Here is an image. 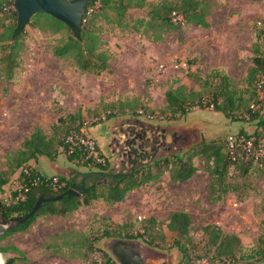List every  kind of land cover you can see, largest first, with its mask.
<instances>
[{
	"label": "rangeland",
	"instance_id": "rangeland-1",
	"mask_svg": "<svg viewBox=\"0 0 264 264\" xmlns=\"http://www.w3.org/2000/svg\"><path fill=\"white\" fill-rule=\"evenodd\" d=\"M200 1L206 2L209 9L208 28L183 24L173 29L149 30L145 11H134L135 18L126 20L117 19L112 12L101 14L95 24L99 28L100 49L109 57V70L100 75L80 71L71 57L54 56V47L68 34H55L45 19L33 18L24 30L20 66L15 79L7 82L0 68V172L9 170L8 159L37 129L51 136L52 127L60 117L80 111L87 126L100 124V119L109 121L106 118L114 110L119 113L114 118L120 119L122 126L127 119H143L165 127L166 133L170 132L165 144L168 150H156V154L162 157L166 153H182L198 142L192 139L184 143L177 142V139L183 129L188 130L186 127L195 128L204 122L215 126L220 122L218 125L224 127L221 132L217 129L210 132L209 127L206 133L214 134L212 139L237 134L242 127L253 132L255 128L252 125L235 124L211 108H195L185 117H172L166 100L167 91L181 89L180 93L191 91L209 99L218 82L212 77L215 70L227 74L235 88L244 93L247 91V77L253 65L256 42L255 29L261 27L264 20V0ZM99 7L97 3L90 9V15L98 13ZM2 17L0 33L3 25L11 23ZM244 96L246 99L249 97L248 93ZM110 103L115 106L109 107ZM89 109H96L98 117L88 114ZM123 109L127 115L120 114ZM151 110L164 120H147ZM159 134L161 140L162 131ZM200 166L198 176L178 186L164 180L166 170L158 181L134 191L114 207L105 208L107 204L97 201L81 207L76 216L69 215L68 219L42 216L27 231L1 241L0 247L8 251L0 254L5 262L11 257H21L16 264H90L81 260V254H73L80 252L73 244L84 236L94 240L106 229L120 224H132L128 231L133 235L139 234L147 216L144 208L152 204L158 209L167 208L169 213L180 211L190 215L191 264H200L202 259L211 258L210 255L214 254L207 252L210 232H205L206 227L212 226L219 228L224 235L240 240V245L235 248L236 259L228 264L254 261L251 256L264 250V171L241 178L232 169L235 176L232 183L239 187V195L229 193L222 202L208 204L211 177L203 169L205 163H200ZM15 177L11 176L5 192L0 194L1 199L11 201L16 189ZM163 204L168 206L162 207ZM158 222L159 230L155 233L159 246H150L144 239L125 241L140 245L138 249L147 264L150 260L160 264H189L176 247V235L168 229L169 220ZM116 241L104 238L96 248L100 246L118 262L112 251ZM12 247L21 254L11 250ZM91 259L102 262L101 252H92Z\"/></svg>",
	"mask_w": 264,
	"mask_h": 264
},
{
	"label": "trees",
	"instance_id": "trees-1",
	"mask_svg": "<svg viewBox=\"0 0 264 264\" xmlns=\"http://www.w3.org/2000/svg\"><path fill=\"white\" fill-rule=\"evenodd\" d=\"M14 2L15 0H0V17L3 16L4 20L11 22L9 26L3 25V31L0 33V68L7 82L15 79L17 69L20 66V54L25 38L24 30L20 31L16 22L17 12L14 9ZM97 3L100 6L99 12L91 16L89 11ZM141 10L145 11L149 20V30L173 29L183 24L204 28L210 26L207 3L200 0H161L159 2H150L149 0H95L88 4L85 9L83 29L80 35L50 15L38 14L33 18L35 20L45 19L47 25L55 34H68L65 40H61L54 47V56L58 58L71 57L80 71L100 75L109 70V57L106 52L100 49L99 28L95 24L97 18L103 13L112 12L117 19H134V11ZM261 24V27L255 29L256 42L253 51V65L247 77V91L244 93L235 88L227 74L215 70L212 77L217 79L218 82L215 88L211 90L209 99L198 96L191 91L188 94L180 93L181 89L167 91L166 100L174 119L189 115L195 108H211L215 112L223 114L226 119L235 124H248L255 128L253 132H249L246 127H242L235 135L254 139L256 146L264 141V20ZM134 30L136 29L134 28ZM246 93L249 95L248 99L244 96ZM113 106H115L114 103H110L109 107ZM95 110L89 109L87 113L98 117ZM122 111L121 115H127L125 109ZM117 114L119 113L112 110L106 120H111ZM151 115L160 116L159 114L156 115L153 110H151ZM98 122L102 123L103 120L100 119ZM86 126L81 111L74 115L60 117L58 123L52 127L51 136H47L42 129H37L30 138L25 140L21 149L8 159L9 170L0 172V194L5 192L4 187L9 184L11 176L16 175L18 172L21 174L20 180L23 185L27 186L28 192H26V199L23 201L16 200L19 191L13 192L11 201L0 198V224L6 225L24 218L42 195H62L70 190L74 184L81 188L86 187L87 192L78 197L65 196L61 201L44 205L26 224L2 235L0 243L14 234L27 231L42 216L67 217L81 207L89 206L100 200H103L109 207H113L117 203L124 202L134 190L158 181L166 169H169L173 183L184 184L198 172L195 165L196 159L206 160L205 170L211 177L209 202L212 204L222 202L229 193L239 195V187L233 186L232 183L235 179L232 169L238 172V177L241 178H247L256 171H264V159L260 162L247 159L241 149L237 152L236 160H232L228 147V136L204 142L184 151L182 154L170 153L165 158L153 156L150 159L151 155H148L145 151H134L131 153L129 166L124 165L120 171H116L110 160L98 148L97 158H88V151L85 147L72 145L68 142V138L73 135H85L84 129H86ZM59 155H65L71 163L88 168V172L83 175L84 177H90L93 174H117V177L111 179L109 185L98 186L94 179L92 185L88 186V180L78 182L77 178L67 179L57 175L60 182L65 183V186L60 188L58 192L53 191L51 180L45 178L41 179L39 185H31V180L40 175L39 171L33 167V162L39 156H46L50 160H55ZM148 159L150 160L146 162ZM28 168L31 169L30 176H26L24 172ZM244 185L247 184L244 183ZM191 221L188 213L176 212L171 215L168 223L169 231L176 235V247L179 248L189 264L192 262H190L191 253L189 250L192 242L190 235ZM159 226L160 223L153 217L146 218L141 225L142 230L140 233L133 235L128 231L133 227L132 224L116 225L110 230L106 229L105 233L97 235L94 240L84 236L82 240L73 244L80 251L73 254H81V260L90 264H119L111 254L100 246L96 248L97 243H100L104 238L144 239L150 246H159L155 233L156 230H159ZM205 232H210L209 251L207 252H214L213 255H210L211 260L219 261L222 264L235 261V248L236 245H240V240L237 237L224 235L216 226L206 227ZM11 250L21 254L16 248L12 247ZM7 251L8 249L0 247V252L5 254ZM94 251L101 252L102 262L92 261L91 254ZM20 258H8L6 264H16L21 260ZM251 258L254 261H247L245 264L263 259L264 250L255 252Z\"/></svg>",
	"mask_w": 264,
	"mask_h": 264
},
{
	"label": "crops",
	"instance_id": "crops-1",
	"mask_svg": "<svg viewBox=\"0 0 264 264\" xmlns=\"http://www.w3.org/2000/svg\"><path fill=\"white\" fill-rule=\"evenodd\" d=\"M216 113H218V112H216ZM218 114H221V113H218ZM223 117L225 118L224 115H223ZM122 124H123V122L120 119L113 118L109 121H105V122L100 123V124H96V125L93 124V126H87L86 129H84L85 133L96 141L99 151L106 158H108L110 160L112 167H114L115 169H119V171H120L124 165L129 166L128 163H129L130 155L126 156V153H128L127 151H129L128 147L126 146V143H127V141H131L134 138H130L128 136V134L134 135V134H138V133L140 134L143 131L148 132L147 137L151 140L150 141H148V140L137 141V145H141L142 142L144 141V144H145L144 151L148 155H151L150 159L153 158V156L156 158H165L169 155L166 153L165 157H162V156H159V154H156L157 148H159V150L161 149L160 151L168 150V149H165V144L164 145H157L156 144V140L159 139L158 137L160 135L159 134L160 131L164 130L165 127H159L157 125L150 124V123L144 121L143 119H140V120L139 119H137V120L136 119L135 120L127 119L126 124L124 126H122ZM218 124H220V122L217 123L216 126L214 123L209 124L208 122H204L201 126H198L195 128L194 127L193 128L186 127L188 130L183 129V131L181 133L182 135L178 137L177 142L181 141L184 143H188L189 140H192V139L195 141L197 140L198 142H196V143H194L191 146H188L186 148L188 150V149L195 147L199 144H202L204 142H209L211 140H214V139H216V138L212 139V136H214V134L211 133L208 135L206 133V131H208L209 127L211 128L210 132H214L216 129L219 132L224 131L223 125H218ZM202 129H204V131L200 132V130H202ZM195 130H197V131L194 132ZM190 134H191V136H190ZM167 136H168V138H167V142H168L169 137H170L169 131H167ZM197 137H198V139H197ZM186 149L184 151H186ZM182 153H180V154H182ZM202 162L205 163L206 160L205 159H203V160L196 159L195 160V165L198 168V172L193 178H195L196 176H198V174L201 173L200 163H202ZM33 167L37 171H39V173H41L43 175H48V176H57L58 175V176L65 177L67 179L77 178L78 182L85 180V177L83 175L88 172V168L74 164V163H71L65 155H59L55 160H50L46 156H39L37 158V160L33 162ZM205 167H206V165L203 168L204 170H205ZM166 170H167V172H166V176L164 177V180H166V181L168 180V181L172 182L171 174L169 173V169H166ZM88 181L92 185L94 179L92 178V179H89ZM186 183H184V184H186ZM172 184H175L172 186H178L177 183L172 182ZM164 186H166V185H164ZM6 187L7 186L4 187L5 190H6ZM141 188H144V187H141ZM141 188H139V189H141ZM139 189H137V190H139ZM137 190H134V191H137ZM166 191L169 192L170 189L166 188ZM133 192H131L130 194H132ZM100 201H101L100 204L101 203L106 204L103 200H100ZM207 202H208V204L210 203L209 197L207 199ZM120 203H122V202H120ZM118 204L119 203L115 204L114 206H117ZM148 205H150V207L144 208L146 210L145 213L147 214V216L144 219L153 217L157 221L169 220L171 215L173 214V213H169L167 211V208L162 210L161 208L158 209V208L154 207L152 204H148ZM165 206H168V205L163 204L162 207H165ZM85 207H87V206H85ZM105 208H110V207L105 206ZM77 212L78 211L71 214L70 216L71 217L76 216ZM176 212H180V211H174V213H176ZM165 216H166V218H165ZM61 218L62 219H68L69 216L61 217ZM120 225H123V224H120ZM114 240L118 241L120 239H114ZM117 241H116V243H117ZM123 241H125V240H123ZM128 243L136 244L135 242H128ZM139 246L140 245L136 244V248H139ZM150 263L151 264H160L159 262L154 261V260H150ZM150 263H148V264H150Z\"/></svg>",
	"mask_w": 264,
	"mask_h": 264
},
{
	"label": "water",
	"instance_id": "water-1",
	"mask_svg": "<svg viewBox=\"0 0 264 264\" xmlns=\"http://www.w3.org/2000/svg\"><path fill=\"white\" fill-rule=\"evenodd\" d=\"M95 0H15L14 9L17 12V25L20 31L30 24L34 16L38 14H46L64 23L68 28L73 30L76 34L80 35L83 29L85 9L88 4ZM161 140L157 139V145H164L167 143L166 130H162ZM148 132L143 131L138 134H128L130 138H134L131 141H127L126 146L129 151L126 156H131L134 151H144V141L148 140ZM141 145H137V141H142ZM137 146V147H136ZM128 154V155H127ZM117 177V174H93L90 177H85V180L95 179L97 185H109L110 180ZM88 185H90L88 181ZM87 192V188H81L74 184L70 190L59 196H45L42 195L35 203L33 209L22 219L15 220L9 224H0V237L6 234L8 231L16 229L21 225L26 224L31 218H33L44 205L61 201L65 196H81ZM118 250H115L114 255L120 264H144L140 253H134L132 249L136 248V244L128 243L123 240H118ZM0 257L3 259L2 255ZM0 264H6L5 260ZM251 264H264V258L253 262Z\"/></svg>",
	"mask_w": 264,
	"mask_h": 264
},
{
	"label": "built area",
	"instance_id": "built-area-1",
	"mask_svg": "<svg viewBox=\"0 0 264 264\" xmlns=\"http://www.w3.org/2000/svg\"><path fill=\"white\" fill-rule=\"evenodd\" d=\"M147 120L156 122V121H162L164 118L160 116H154L149 115L147 117ZM228 147L230 150V155L232 160H236L237 152L238 150H242L247 159H254L255 161H262L264 159V141H262L261 144L258 146L255 145L254 139H247L243 136L238 135H229L228 138ZM68 142L72 145H80L85 147V149L88 151V158L94 157L97 158L98 151H97V143L96 141L88 136L85 135H73L68 138ZM100 161V160H99ZM30 168L25 169V175L30 176ZM20 173L16 174L15 181H16V189L15 191H19V195L17 196L16 200H25L26 199V192H28V188L26 185H23L20 180ZM42 178L51 180V187L53 191L58 192L60 188L65 186L64 182H60L59 178L57 176H48L43 175L40 173V175L31 180V185L37 186L39 185ZM200 264H221L219 261H213L210 257H206L200 261Z\"/></svg>",
	"mask_w": 264,
	"mask_h": 264
},
{
	"label": "flooded vegetation",
	"instance_id": "flooded-vegetation-1",
	"mask_svg": "<svg viewBox=\"0 0 264 264\" xmlns=\"http://www.w3.org/2000/svg\"><path fill=\"white\" fill-rule=\"evenodd\" d=\"M93 182H94V181H93ZM88 186H91V184L88 185ZM98 186H99V185H98ZM115 250H118V244H117V243L114 244V245L112 246V251H113V253L115 252ZM132 250H133L134 253L139 252L140 255H142V253L139 251L138 248H134V249H132ZM141 258H142V260L144 261V264H146L143 255L141 256ZM132 264H134V262H132Z\"/></svg>",
	"mask_w": 264,
	"mask_h": 264
},
{
	"label": "bare ground",
	"instance_id": "bare-ground-1",
	"mask_svg": "<svg viewBox=\"0 0 264 264\" xmlns=\"http://www.w3.org/2000/svg\"><path fill=\"white\" fill-rule=\"evenodd\" d=\"M0 259H1V262H3V259L0 257Z\"/></svg>",
	"mask_w": 264,
	"mask_h": 264
}]
</instances>
